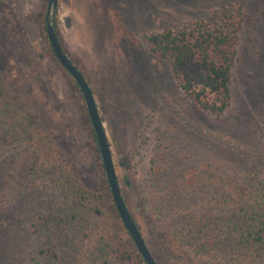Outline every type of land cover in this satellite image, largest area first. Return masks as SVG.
I'll use <instances>...</instances> for the list:
<instances>
[{"label": "rangeland", "instance_id": "rangeland-1", "mask_svg": "<svg viewBox=\"0 0 264 264\" xmlns=\"http://www.w3.org/2000/svg\"><path fill=\"white\" fill-rule=\"evenodd\" d=\"M47 4L0 0V97L31 118L59 158L41 167L37 151L13 142L0 124V264L57 261L50 252L36 258L51 239L32 224L58 195L39 169L66 168L107 218L113 214L83 97L48 52ZM222 6L239 13L241 26L230 104L217 118L184 97L146 37L190 28ZM51 20L91 89L122 198L155 263L226 264L197 257L176 231L207 208L205 199L238 192L243 175L256 170L252 160L264 157V0H57ZM114 221L121 230L106 253L121 264L111 252L135 245L120 218ZM66 233L64 264H94L90 241ZM123 264L144 263L135 256Z\"/></svg>", "mask_w": 264, "mask_h": 264}, {"label": "trees", "instance_id": "trees-1", "mask_svg": "<svg viewBox=\"0 0 264 264\" xmlns=\"http://www.w3.org/2000/svg\"><path fill=\"white\" fill-rule=\"evenodd\" d=\"M240 26L239 13L231 6H222L214 10L207 21H196L187 29L152 33L146 40L151 54L168 63L172 78L184 97L203 112L219 118L227 111L231 100V77ZM48 52L55 58L51 48ZM0 124L13 142L32 146L37 151L41 167L47 165L49 168L59 160L51 143L31 118L1 97ZM93 138L96 142L94 134ZM95 147L98 152L97 144ZM250 166L256 170L243 175L236 194L217 192L205 199L201 206L204 204L207 208L195 216L192 224H183L177 229V240L197 257L217 258L226 264H264V157L254 158ZM100 167L103 170L101 162ZM39 171H47L39 178L48 181L58 195L51 203H45L48 213L39 214L32 224L35 234L44 236L47 231L45 237L51 239L50 246L36 253V258L50 252L57 260L55 264H64L59 257L62 252L60 239L69 231L80 233L90 241L94 264H112L106 249L121 230L114 221H119L115 206H112L113 214L109 219L99 207L98 199L90 195L69 170L60 167L58 173L51 169ZM103 176L105 191L110 194L104 170ZM2 232L0 230V237L4 236ZM111 254H114V261L121 264L130 262L135 256L143 263L135 247L118 249ZM67 261L72 264V260Z\"/></svg>", "mask_w": 264, "mask_h": 264}, {"label": "water", "instance_id": "water-1", "mask_svg": "<svg viewBox=\"0 0 264 264\" xmlns=\"http://www.w3.org/2000/svg\"><path fill=\"white\" fill-rule=\"evenodd\" d=\"M57 6V0H48L47 11L45 14V32L48 44L60 64V66L67 72V74L72 78L78 87L85 106L87 114L91 123L93 134L96 139V144L98 152L100 155L101 163L104 170V175L108 184V188L112 197L113 204L118 213V216L128 233L129 237L135 245L137 253L143 260L144 264H156L152 258L144 240L132 220L124 200L121 195L120 187L118 184L117 176L114 170L112 155L109 149L108 141L103 129V125L98 114V110L91 92L89 85L87 84L85 78L80 73V71L75 67V65L70 61L66 53L63 51L56 32L54 25L51 20V15Z\"/></svg>", "mask_w": 264, "mask_h": 264}]
</instances>
